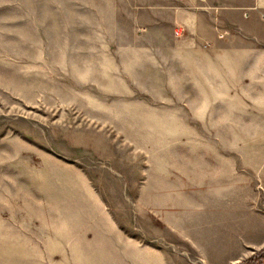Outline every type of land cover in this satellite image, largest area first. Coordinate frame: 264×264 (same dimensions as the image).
<instances>
[{"label":"rangeland","instance_id":"374dc122","mask_svg":"<svg viewBox=\"0 0 264 264\" xmlns=\"http://www.w3.org/2000/svg\"><path fill=\"white\" fill-rule=\"evenodd\" d=\"M170 17L0 0V264H264V16Z\"/></svg>","mask_w":264,"mask_h":264},{"label":"crops","instance_id":"0c3cea01","mask_svg":"<svg viewBox=\"0 0 264 264\" xmlns=\"http://www.w3.org/2000/svg\"><path fill=\"white\" fill-rule=\"evenodd\" d=\"M128 3L138 12H168L173 27H185L195 35L214 20L239 26L264 16V0H128Z\"/></svg>","mask_w":264,"mask_h":264}]
</instances>
